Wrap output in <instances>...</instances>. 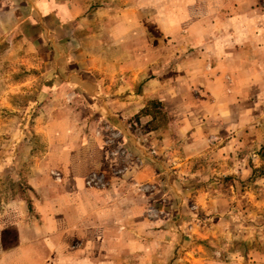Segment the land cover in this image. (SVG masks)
<instances>
[{"label": "rangeland", "instance_id": "obj_1", "mask_svg": "<svg viewBox=\"0 0 264 264\" xmlns=\"http://www.w3.org/2000/svg\"><path fill=\"white\" fill-rule=\"evenodd\" d=\"M233 1L88 0L95 13L87 33L132 6L147 33L135 50L110 53L152 68L140 86H126L122 116L107 114L102 100L69 98L68 85L47 83L52 70L37 59L22 64L11 29L8 36L0 29V264L29 263L37 204L42 198L41 205L58 208L66 190L55 186L62 170L70 172L68 147L81 135L107 141L112 172L153 166L155 177L137 186L134 231L155 242L157 256L143 264H264V53L241 52L244 39L226 34L222 17L240 7ZM110 24L109 39L116 33ZM92 37L84 44L94 54L100 36ZM229 53L230 64L216 68ZM150 78L168 79L173 98L133 97L156 89L144 87Z\"/></svg>", "mask_w": 264, "mask_h": 264}, {"label": "crops", "instance_id": "obj_2", "mask_svg": "<svg viewBox=\"0 0 264 264\" xmlns=\"http://www.w3.org/2000/svg\"><path fill=\"white\" fill-rule=\"evenodd\" d=\"M233 2L246 8L247 12L238 5L239 11L230 13L228 18L222 17V21L229 25L226 34L244 39V48L240 46L238 49L241 52L264 53V12L257 8L262 1ZM87 3L88 0H0V29L5 30L4 36H8L7 29H11L14 36L12 48L20 54L22 64L34 66L32 60L37 59L40 66L52 70V77L43 75V78L47 77L44 79L47 83L68 85L69 91L72 90L68 92L69 98L84 95L89 99L102 100L107 114L120 113L122 116L129 108V104L123 102L128 90L126 86H140L144 82L142 74L149 73L152 68L149 62L142 65L136 62L135 56L127 55L128 62H124L123 58L120 61L111 58L110 53L135 50L147 33L134 6L126 10L120 6L116 19L109 20L106 28L87 33L86 26L95 13ZM109 23L116 28L111 39ZM92 36H100L98 50L94 54L88 53L84 44ZM22 44L27 45L24 51ZM231 56L229 53L228 59L217 62L216 68H222ZM255 63L259 66L260 61ZM245 67H251L250 61ZM168 81L150 78L144 87L156 89L140 95L132 91L133 97L162 103L171 100L173 94L171 87L167 86ZM186 128L181 132H188ZM186 148H193L188 140ZM68 149L70 172L62 170L63 178L55 186L66 191L59 193L58 208L41 205L44 200L40 198L37 204L39 222L28 228L32 233L27 237V246L31 248L28 264H58V259L70 264H123L127 260L143 264L142 259L155 260L157 256L154 253L151 256L155 242L140 237L134 231L136 215L140 212L137 186L155 177L151 163L131 167L129 171L127 168L124 174L116 169L112 172V164H109L110 159L114 162L111 147L95 135L85 138L81 135ZM140 151L143 150L140 148ZM142 157L145 156L139 158ZM56 226L59 227L57 231ZM196 262L233 264L202 259H196Z\"/></svg>", "mask_w": 264, "mask_h": 264}]
</instances>
